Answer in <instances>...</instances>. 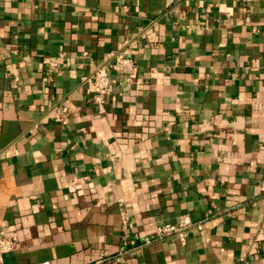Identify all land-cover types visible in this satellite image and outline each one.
<instances>
[{"label":"crops","instance_id":"0c3cea01","mask_svg":"<svg viewBox=\"0 0 264 264\" xmlns=\"http://www.w3.org/2000/svg\"><path fill=\"white\" fill-rule=\"evenodd\" d=\"M0 230L5 264H264V0H0Z\"/></svg>","mask_w":264,"mask_h":264},{"label":"built area","instance_id":"2783aa9c","mask_svg":"<svg viewBox=\"0 0 264 264\" xmlns=\"http://www.w3.org/2000/svg\"><path fill=\"white\" fill-rule=\"evenodd\" d=\"M52 65L55 69L57 68L55 63ZM138 71L139 67L135 60L125 56L122 52L112 53L109 55V60L106 63L97 67L92 74L82 78V86L94 104L104 106L116 92L117 80L122 84L121 80L130 79ZM120 205H123V203L121 202ZM206 219L194 220L189 215H182L176 223H167L158 226L154 240L178 239L185 244L191 230L194 228L202 230ZM151 243L152 240H146L141 245H136L134 242H131L130 247H123L113 259L118 262H124L128 255L133 252H141L145 245ZM18 248L19 242L17 238L9 237L0 230V264H5V255L16 251ZM107 259L102 258L96 264H103ZM40 264L52 263L43 262Z\"/></svg>","mask_w":264,"mask_h":264}]
</instances>
